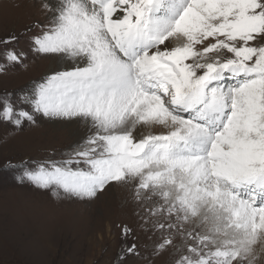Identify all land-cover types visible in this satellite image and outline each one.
I'll return each mask as SVG.
<instances>
[{"label": "snow or ice", "instance_id": "snow-or-ice-1", "mask_svg": "<svg viewBox=\"0 0 264 264\" xmlns=\"http://www.w3.org/2000/svg\"><path fill=\"white\" fill-rule=\"evenodd\" d=\"M30 51L54 65L0 122L69 126L57 156L17 165L19 183L91 201L130 185L153 255L254 264L264 241V0H40ZM0 73L23 66L7 48ZM131 229L122 227L127 241ZM139 255L125 245L119 260Z\"/></svg>", "mask_w": 264, "mask_h": 264}, {"label": "rangeland", "instance_id": "rangeland-1", "mask_svg": "<svg viewBox=\"0 0 264 264\" xmlns=\"http://www.w3.org/2000/svg\"><path fill=\"white\" fill-rule=\"evenodd\" d=\"M44 22L40 0H0V40L19 36L14 48L26 54L23 66L0 73V94H18L47 74L46 58L29 48L26 29ZM0 44V64H6ZM40 59V61H39ZM49 70V69H48ZM73 143L69 126L37 117L20 129L0 122V264H174L172 250L153 255V240L141 219L144 205L133 199L130 185H114L91 201L58 199L28 183H19L20 169L8 165L57 156ZM132 231L122 239V227ZM136 243L139 255H119ZM254 264H264V241L254 246Z\"/></svg>", "mask_w": 264, "mask_h": 264}, {"label": "bare ground", "instance_id": "bare-ground-1", "mask_svg": "<svg viewBox=\"0 0 264 264\" xmlns=\"http://www.w3.org/2000/svg\"><path fill=\"white\" fill-rule=\"evenodd\" d=\"M39 61H40V59H39ZM43 62H44V63H47V66H48L47 68H48V69H50L51 67L54 66V65L52 64V62H51L48 58H45V59L43 60ZM48 69H47V71H46L47 73L49 72ZM52 122L55 123V124H56V123H59V122H54V121H52Z\"/></svg>", "mask_w": 264, "mask_h": 264}]
</instances>
